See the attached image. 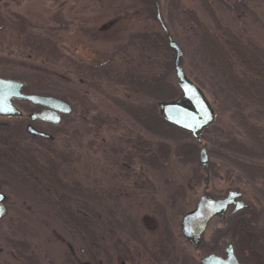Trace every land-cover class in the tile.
Here are the masks:
<instances>
[{
	"label": "rangeland",
	"instance_id": "rangeland-1",
	"mask_svg": "<svg viewBox=\"0 0 264 264\" xmlns=\"http://www.w3.org/2000/svg\"><path fill=\"white\" fill-rule=\"evenodd\" d=\"M205 1L221 27L237 35L264 64V0ZM158 2L163 24L183 51L181 68L214 110V123L200 136L210 161L207 188L198 165L199 150L191 157L183 153L182 147L194 141L189 134L154 136L118 105L155 107L159 114L156 102L112 81L94 80L91 86V80L84 82L75 70V66L94 67L142 79L165 73L177 98L175 72L165 66L164 50L145 44L153 38L161 43L164 37L149 0H0V78L24 83L30 94L39 93L30 74L48 78L86 96L94 106L88 120L100 124L92 136L80 121L77 103L53 90L46 95L69 104L72 114L45 131L51 139L29 138L26 124L20 131L23 138H7V143L22 146H10L16 150L12 154L7 153L11 149L0 148V154L18 160L29 178L10 171L11 163L7 168L0 162V193L5 196L0 264H91L87 252L99 264H200L199 258L211 251L206 247L194 251L179 226L206 194L215 199L230 191L242 194L258 216L252 226L263 230L264 152L258 143L264 142V107L229 84L198 49L185 12H195L200 22L215 29L201 0ZM19 29L56 48L63 59H45L25 48L23 39L16 38ZM6 120L9 128L2 132H16L19 119ZM135 135L168 144L171 156L160 158L155 167L143 165L127 149V141ZM234 144L245 150L226 149ZM31 161L38 165L32 167ZM61 213L73 219L78 236ZM220 228L222 224L215 221L204 236L217 255L234 242L217 234Z\"/></svg>",
	"mask_w": 264,
	"mask_h": 264
},
{
	"label": "trees",
	"instance_id": "trees-1",
	"mask_svg": "<svg viewBox=\"0 0 264 264\" xmlns=\"http://www.w3.org/2000/svg\"><path fill=\"white\" fill-rule=\"evenodd\" d=\"M149 1V6L151 9L152 7L155 9L153 1ZM201 2L204 12L215 24V29L210 30L207 26L200 22L195 12H185V17L188 18L190 25L189 29L192 33V37L198 40V49L204 53L210 64L214 65L217 70L224 74L223 77L226 78L229 84H232L235 89L247 96L254 104L258 105L259 107H264V64L249 52L237 35L227 30L225 27H221L207 1L201 0ZM228 6L230 10H237L236 5ZM16 38L18 40L23 39L22 44L24 47L33 53H36L38 56H41L45 59H63V56L56 50V48L44 45L41 41L34 39L25 33L22 29L18 30ZM161 39V43L157 41L158 39L155 40L153 38L151 41L145 42V44L146 46L153 49L162 48L166 54L165 66L169 67L170 69H174V53L169 49L165 36ZM75 70L84 82L85 80L90 79L91 86L94 85V80L112 81L115 83V85H126L127 87L131 88L137 93L143 94L156 103L160 101L173 100V96L177 92V89L168 82L165 73L155 74L148 77L147 79H142L133 74H126L125 76H122L121 74L111 73L107 70H101V68L94 67L75 66ZM30 76L40 94L46 95L47 93H51L53 90H55L64 93L67 97L76 102L79 107L78 116L81 118V123L89 126V133L92 136L97 135L100 124H92L91 121L88 120V115L91 112V109H94V106L86 96L80 95L38 74H30ZM118 105L136 124L154 136L167 139L185 135L184 132H181L172 126L165 124L161 120L155 107L153 110L150 108L127 104L125 102H120ZM204 131H206V129ZM260 137H263V135L261 134ZM6 140V138H1L0 142ZM160 143L161 142L153 143L141 138L139 135H135L131 136L127 141V149L132 158L139 159L143 165L148 167H155L160 158L167 159L171 156V147L164 142L161 144ZM258 145L262 147V151L264 152V142L262 139L259 141ZM0 148L11 149L10 146L3 144L1 145V143ZM198 148L199 145L195 141H191L189 145L183 146L182 150L185 156L191 157L197 155L199 150ZM226 149L233 150L236 153H242L241 151L245 150L243 146L238 147L236 144H234V146L227 145ZM4 151L6 152V150ZM14 151L16 150L11 149L8 150L7 153L9 152L12 154ZM262 159L264 160V154L262 155ZM35 164L38 165L37 163L31 161L32 167L36 166ZM20 173L23 175L26 173L25 176H27L26 169L24 172L22 170ZM27 178L29 177L27 176ZM61 214L65 225L71 231H74V233L78 236V230L73 224V219H71L66 213ZM252 216L255 218L254 214ZM252 224L253 222L248 223L247 226L241 225L240 223L237 224L232 230L231 239L239 244L243 253L247 252L249 254V264H261L262 262L260 256L264 255V247L260 242H262L264 239V230L253 227ZM220 232L222 231L218 230L217 234H220ZM87 254L91 264H99L96 256L93 253L87 252ZM166 254L163 255V263H165V260H167L166 256L168 255ZM153 257L156 258V255H153Z\"/></svg>",
	"mask_w": 264,
	"mask_h": 264
},
{
	"label": "water",
	"instance_id": "water-1",
	"mask_svg": "<svg viewBox=\"0 0 264 264\" xmlns=\"http://www.w3.org/2000/svg\"><path fill=\"white\" fill-rule=\"evenodd\" d=\"M156 10V20L167 39L169 49L174 53L173 68L177 80L179 95L171 101L157 103L161 120L175 129L187 133L198 144L202 145L200 134L209 128L215 121L214 110L203 91L190 81L181 68L183 51L173 41L167 28L161 20V11L158 0H152ZM24 83L11 79L0 78V117H19L21 111L12 101H27L33 106L45 108L29 115V120L60 125L61 115H71L72 108L55 97L23 93ZM28 134L50 140L51 136L36 131L31 125L26 129ZM198 165L205 175L204 185L207 188L209 181L210 161L205 147L201 146L198 153ZM242 196L237 192H228L224 198L215 199L210 195H203L197 201L194 210L186 213L181 220V235L186 242L197 249L201 245V237L208 223L215 218L224 219L227 210L233 206V213L248 208L240 199ZM237 199V200H236ZM5 196L0 193V219L4 215ZM226 257L221 258L213 254L204 257L202 264H240L233 254L232 245L225 250Z\"/></svg>",
	"mask_w": 264,
	"mask_h": 264
},
{
	"label": "flooded vegetation",
	"instance_id": "flooded-vegetation-1",
	"mask_svg": "<svg viewBox=\"0 0 264 264\" xmlns=\"http://www.w3.org/2000/svg\"><path fill=\"white\" fill-rule=\"evenodd\" d=\"M26 88L24 86V89H23V93L25 94H30V93H27L26 91ZM34 94H38V95H42V94H39V93H34ZM12 104L17 108L19 109L21 112H22V115L20 117H11V119H19V120H15L18 124H17V128H16V132H10V133H3L2 130H7L9 128V125H8V120L6 119H10V118H3V117H0V139L1 138H9L11 141H15L17 138L21 137L23 138V134L20 132L21 130H23V126L26 124V129H27V126L31 125L36 131L38 132H42V133H45L46 134V130L47 129H50L52 127H55V125H52V124H49V123H45V122H39V121H36L34 123H31V121L29 120V115L33 114V113H37V112H40V111H46L45 108H42V107H39V106H33L32 104H30L29 102L27 101H19V100H14L12 101ZM23 105V106H22ZM25 117V120H23L22 118ZM64 116L61 115V121H62V118ZM27 132V131H26ZM28 134V133H27ZM29 138H32V139H35V140H38V141H41V142H45L46 139L44 138H41V137H36V136H33L31 134H28ZM18 140V139H17ZM1 145H7L9 144V146H17L16 149L20 146H22L20 144V142L18 143H13V142H6V141H3V142H0ZM14 158V157H13ZM8 160H11L10 158H8L6 156V154H0V162L6 166L7 168H9V163H11V166L10 167V171H12L13 173L15 174H18L22 171L23 167L19 166V161L18 160H11L8 162ZM16 163V164H15ZM19 175V174H18ZM232 192V191H230ZM228 193V192H227ZM238 193V192H237ZM242 196V194H241ZM243 196L238 199V200H241V202H243L242 200ZM237 200V199H236ZM197 203V202H196ZM244 203V202H243ZM245 204V203H244ZM248 206V208H244L242 210H239L235 213H233V210H234V207L231 206L227 212L225 213V217L224 219H219V218H215V219H212L202 237H201V245L197 248V249H193L188 243V245L196 252H199L202 248H205L206 249H209L211 252L206 255V256H202L201 258H199V263H201V260L204 258V257H207L211 254L215 255V256H219L221 258H225L226 257V254H225V250L226 248L229 246V245H232V249H233V254L234 256L236 257L237 261L240 263V264H249V254L247 252L243 253L242 250L240 249V246L239 244L234 241L233 244L232 243H229L225 246V248L223 249V254L222 255H217L215 254V252L212 250V243L210 244V242H205L204 241V236L205 234L208 232L210 226H212V224L215 222V221H218V223L222 224V227L223 228H220L219 231H222L220 233L228 236V238H232V230L234 229V227L237 225V224H241V225H244V226H247L248 223H251V222H257V218L258 216L255 215V211H252L254 213L251 212L252 210V207L248 204H245ZM255 215V218L252 216V215ZM182 220V219H181ZM180 225H181V221H180ZM180 228V226H179ZM262 229L264 230V225H262ZM224 231V232H223ZM180 234H181V229H180ZM263 247H264V242L262 240V242H260ZM258 255V254H257ZM259 256V255H258ZM261 258V264H264V255L260 256Z\"/></svg>",
	"mask_w": 264,
	"mask_h": 264
}]
</instances>
